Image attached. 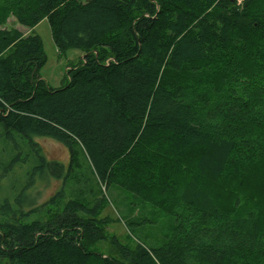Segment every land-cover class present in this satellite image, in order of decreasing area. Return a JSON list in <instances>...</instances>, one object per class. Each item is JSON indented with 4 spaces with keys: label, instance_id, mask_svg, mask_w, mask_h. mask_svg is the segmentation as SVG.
I'll return each mask as SVG.
<instances>
[{
    "label": "trees",
    "instance_id": "1",
    "mask_svg": "<svg viewBox=\"0 0 264 264\" xmlns=\"http://www.w3.org/2000/svg\"><path fill=\"white\" fill-rule=\"evenodd\" d=\"M10 17L46 20L59 52L83 53L63 87L40 78L42 41L3 28ZM0 130L37 161L0 202V261L264 264V203L228 214L211 194L226 171L264 164V0H0ZM37 178L60 182L41 204L27 193ZM101 186L165 209L170 239L131 250L112 238L119 259L98 255Z\"/></svg>",
    "mask_w": 264,
    "mask_h": 264
},
{
    "label": "rangeland",
    "instance_id": "2",
    "mask_svg": "<svg viewBox=\"0 0 264 264\" xmlns=\"http://www.w3.org/2000/svg\"><path fill=\"white\" fill-rule=\"evenodd\" d=\"M85 2L86 0H79ZM3 28L15 29L22 35H37L40 37L43 50L46 55V63L39 70L40 78L52 89L63 87L68 81V71L72 69L81 59L83 53L78 49H68L59 52L52 40L49 25L46 20L41 21L33 28L20 26L13 17L3 25ZM15 143L24 154L19 156L11 167L16 150L13 144L3 139L0 130V202L5 199H13L19 194L21 188L25 187L32 175V168L36 164V157L32 152L25 150L23 141L13 133ZM34 140L42 148L45 158L66 162L68 160L67 150L62 144L48 138ZM5 148V150H1ZM14 150V151H13ZM18 152V151H17ZM80 152L76 153L79 157ZM35 160V161H34ZM45 181V180H44ZM28 197L36 195V204H41L59 188L60 182L48 178L42 182L39 178L32 183ZM104 203H101L99 218L105 221L104 238L102 241L92 245L98 255L105 259H119L118 250L111 243L115 238L116 243L128 249H135L138 244L146 248H156L164 244L172 236L175 228V220L165 209L154 208L152 205L138 200L133 195L121 190L117 186L108 189L101 186ZM211 194L219 196V206L225 213L231 214L238 211L246 212L247 206L254 200L264 203V164L253 166L249 169L228 170L211 186ZM101 199V200H103ZM239 207L237 208V205ZM0 264H7L5 260Z\"/></svg>",
    "mask_w": 264,
    "mask_h": 264
}]
</instances>
